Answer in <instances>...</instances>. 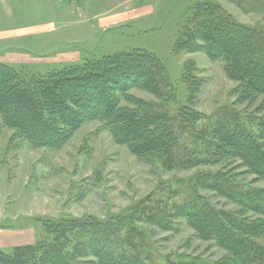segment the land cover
<instances>
[{"label": "rangeland", "instance_id": "374dc122", "mask_svg": "<svg viewBox=\"0 0 264 264\" xmlns=\"http://www.w3.org/2000/svg\"><path fill=\"white\" fill-rule=\"evenodd\" d=\"M210 3L236 22L264 32V3L260 2L239 8L226 0H0V34L19 37L0 51L24 57L27 53L32 60L39 57L36 63L41 64L32 66L39 73L119 52L150 53L163 67L162 84L169 96L160 100L139 90L131 94L173 120L179 138L174 151L202 158L208 147L196 137L203 129L212 132L231 115H238L253 129L249 116L255 112L264 116L257 110L262 98L252 105L237 104L239 83L229 78L222 62H211L204 53L181 50L182 40L189 39L188 31L194 30L196 8L205 9ZM134 6L133 20L102 33L85 23L89 15L114 17ZM63 51L78 52L81 60L61 66L43 63L44 58ZM188 64L198 70L204 88L191 106L201 119L183 132L179 112L188 104L182 81ZM121 105L132 108L124 101ZM13 135L8 128L0 135V231H29L35 243L50 238L43 222L93 218L112 224L116 241L142 264L223 263L229 258L226 251L214 241L200 239L184 218L176 216L174 208L198 203L199 194L204 199L200 204L243 212L242 206L198 183L201 174L219 176L218 180L230 178L239 190H258L264 196V182L247 174L239 160L167 171L157 162L139 160L128 147L117 144L98 121L84 124L59 151L32 149ZM159 213L168 216L165 227L159 226ZM245 216L264 220L249 211ZM123 219L125 223L119 224ZM255 241L264 251V236Z\"/></svg>", "mask_w": 264, "mask_h": 264}, {"label": "trees", "instance_id": "16d2710c", "mask_svg": "<svg viewBox=\"0 0 264 264\" xmlns=\"http://www.w3.org/2000/svg\"><path fill=\"white\" fill-rule=\"evenodd\" d=\"M226 1L239 8L264 3ZM204 8H196L194 30L188 31L189 39L182 40L181 50L204 53L211 62H222L229 78L239 83L237 104L252 105L262 98L257 110L264 113V32L236 22L215 3ZM163 73L156 57L143 50L92 58L46 73L0 63V135L8 128L14 131V139L25 141L32 149L59 151L84 124L98 121L117 144L128 147L139 160L157 162L167 171L239 160L247 174L264 182V116L256 112L249 116L253 129L238 115H231L212 132L203 129L196 139L207 144L206 157L174 151L179 138L173 120L131 94L139 90L165 99L169 95L162 84ZM182 81L188 104L180 109L179 122L186 132L201 119L191 106L204 83L191 64L184 68ZM123 101L132 108L123 107ZM217 178L201 174L198 183L242 206V213L200 204L204 199L196 194L198 203L175 207L176 216L184 218L200 239L214 241L226 251L229 258L213 264H264V251L255 241L264 236V220L245 216L248 211L264 216V196L258 190H239L230 178ZM212 180L216 181L210 183ZM157 215L159 226L169 224L165 213ZM122 221L125 223L123 219L119 224ZM42 226L50 236L47 241L0 250V264H142L116 241L109 222L89 218L47 221ZM190 264L210 263L193 260Z\"/></svg>", "mask_w": 264, "mask_h": 264}, {"label": "crops", "instance_id": "0c3cea01", "mask_svg": "<svg viewBox=\"0 0 264 264\" xmlns=\"http://www.w3.org/2000/svg\"><path fill=\"white\" fill-rule=\"evenodd\" d=\"M135 7L136 6L129 8L125 12L115 14L114 17H106V15L103 16L100 14H98L100 17H98L96 14L94 16L89 15L87 17V20H85V23L90 25V29L102 33L108 29L113 28L118 24H124L130 20H133L132 18L134 17L131 15V13L135 10ZM93 21L95 23H93ZM97 21H99V23H97ZM18 38H19L18 34L12 35L11 37H5L4 35L0 34V49L3 47L4 44L7 45L10 40H17ZM31 56L27 55V53H26V57H24L23 55L19 56L18 53H13L10 50L4 52L0 51V63L15 67H21V66L32 67L34 65L41 64V63H36L38 62L37 59H40L39 57H36L37 58L36 60H32L31 58L33 57ZM44 60L45 61L47 60L46 62L45 61L43 62L45 64L61 66L64 64L78 62L81 60V56L78 52L75 51L72 52L63 51V52H57L54 54V56H51L49 58H44ZM34 244H35V236L29 231L18 232V233L13 232L12 230H8L7 232L0 231V250L10 251L17 247L30 246Z\"/></svg>", "mask_w": 264, "mask_h": 264}]
</instances>
